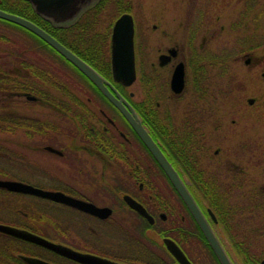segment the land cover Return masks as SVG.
I'll list each match as a JSON object with an SVG mask.
<instances>
[{
	"label": "flooded vegetation",
	"instance_id": "flooded-vegetation-1",
	"mask_svg": "<svg viewBox=\"0 0 264 264\" xmlns=\"http://www.w3.org/2000/svg\"><path fill=\"white\" fill-rule=\"evenodd\" d=\"M198 33L196 26L193 37ZM165 35L168 37L162 43L151 38L141 43L135 22L137 79L130 85L113 78L111 40L106 54L98 47L70 49L104 76L110 91L132 114L136 113L177 171L232 264H264V182L258 183L256 202L251 203L248 166L242 161L236 164L232 147L226 143L229 123L234 119L225 116L209 121L212 115L221 114L199 111L197 96L185 100L190 82L185 43L178 38L168 40V33ZM143 46L149 49L141 54ZM201 58L199 53L198 60ZM181 63L185 86L176 92L172 77ZM34 101L41 108H54L44 100ZM177 101L179 107L183 104L181 111L169 105ZM7 103L8 98L2 102ZM67 122L66 151L56 154L41 148L67 160L68 178L56 177L59 179L55 181L64 186L31 183L65 192L81 206L34 194L12 195L33 198L37 213L44 216L35 221L41 232L24 224L18 226L87 256L80 260L8 235L19 244L36 247L34 251L16 252V264H28L20 254L51 264H222L184 196L133 124L69 60ZM212 140L218 146L213 151ZM244 147L242 144L241 149ZM44 225L51 235L42 232ZM168 240L177 245L180 258L170 249Z\"/></svg>",
	"mask_w": 264,
	"mask_h": 264
},
{
	"label": "rangeland",
	"instance_id": "rangeland-1",
	"mask_svg": "<svg viewBox=\"0 0 264 264\" xmlns=\"http://www.w3.org/2000/svg\"><path fill=\"white\" fill-rule=\"evenodd\" d=\"M122 2L132 6L137 38L141 43L150 38L162 43L168 37L165 35L166 32L169 35L168 40L176 38L184 40L185 55L189 57L190 75L189 91L185 94L187 96L185 100L189 101L191 96H196L193 87L198 78L199 53L209 59L204 61L207 68L203 75L206 78L204 91L206 94L202 96L205 100L199 97V109L203 107L202 112L221 114L212 115L208 118L209 121L225 116L234 119L232 124L229 123L231 130L228 132L226 143L232 147L231 153L236 164H240L241 161L247 164L248 195H255L258 183L264 182V29L260 28L261 25L264 26V16L257 18L258 12L264 13L262 12L264 0H122ZM254 3L255 6L252 5ZM200 12L202 16L199 17ZM115 20L116 18L113 19ZM154 25H157V28ZM196 26L199 33L194 38ZM246 36L247 39L254 41L252 43L257 48L248 50L236 58L235 52L238 48L235 47L247 42L243 40ZM188 40H192L193 43ZM148 49L149 47L143 46L140 53ZM228 54L230 61L225 67L226 71L221 69V63H213ZM6 98L9 101L11 96L7 97L0 92V104ZM249 99H253V102H249ZM169 105L173 109L177 106L179 111L183 106L182 104L179 107V101L169 102ZM29 108L35 109L36 105H30ZM202 127L205 131L208 130L207 126ZM207 135L210 137V134ZM15 138L20 141L18 146L29 157V160L24 162L27 166L23 164L18 172H15L19 178L29 182L64 186L55 181L59 179L56 177L68 178L67 160L39 150L50 142L40 137L28 140L21 133ZM61 139L65 143L68 142L66 135ZM215 143L217 142L213 140L210 143L212 151L218 147ZM242 144L247 146L243 148L244 150L241 149ZM4 196L7 197V194ZM252 224H256L255 219ZM42 232L52 234L45 225Z\"/></svg>",
	"mask_w": 264,
	"mask_h": 264
},
{
	"label": "trees",
	"instance_id": "trees-1",
	"mask_svg": "<svg viewBox=\"0 0 264 264\" xmlns=\"http://www.w3.org/2000/svg\"><path fill=\"white\" fill-rule=\"evenodd\" d=\"M0 9L32 20L67 47L73 49L79 46L98 47L102 54L109 51L113 19L122 12L133 11L132 6L123 3L122 0H99L73 25L60 26L39 14L29 0H0ZM263 16L264 13H257V18ZM260 28L264 29V26L261 25ZM243 40L247 42L235 47L238 48L235 52L236 58L248 50L257 48L252 43L254 41L247 39V36ZM206 60L209 61L203 56L198 60V78L193 87L196 96L200 98L206 94L204 92L206 78L203 77L207 72L204 66ZM229 61L228 54L213 63H221V69L225 70ZM0 92H7L16 97L33 95L54 106L43 108L45 110L37 106L31 109L29 106L37 103L26 98H11L7 104H0V177L24 180L16 173L23 164H26L24 162L29 160V157L18 146L20 141L15 138L18 134L21 133L28 140L40 137L66 150V143L61 138L66 135L68 123V60L35 33L0 18ZM199 111L202 112L203 107H200ZM4 194H7V197ZM12 194L15 192L0 188V220L17 225L24 224L41 232L35 221L44 216L37 213V205L33 198L14 199L16 196ZM250 202H256V194H250ZM249 234L251 238L253 233ZM35 249L36 247L19 244L13 238L0 233V264H16L19 262L16 252H29Z\"/></svg>",
	"mask_w": 264,
	"mask_h": 264
},
{
	"label": "water",
	"instance_id": "water-1",
	"mask_svg": "<svg viewBox=\"0 0 264 264\" xmlns=\"http://www.w3.org/2000/svg\"><path fill=\"white\" fill-rule=\"evenodd\" d=\"M33 3L36 11L43 15L44 17L50 19L56 25H65L78 16L81 9L85 6H89L92 0H29ZM0 18L12 21L16 24H19L28 30L32 31L52 47H54L61 55L70 60L74 65H76L84 74H86L102 91L103 93L110 98L124 113L128 120L133 124L136 131L145 142V144L152 151L158 162L165 169L169 177L172 179L176 189L182 193L190 209L198 219L204 234L206 235L208 241L215 249L218 257L220 258L222 264H232L230 258L226 254L224 248L220 244L217 236L211 229L208 221L203 215L201 209L194 201L190 193L188 192L185 185L180 180V177L168 161L160 147L153 140L151 135L142 125L141 120L138 118L136 113L132 114L108 88L106 85L108 81L104 78L95 68H93L89 63L80 58L75 54L71 49L59 41L56 37L50 34L48 31L40 27L38 24L32 20L0 9ZM134 19L132 14L125 12L120 15V17L115 21L112 36H111V53H112V73L115 81L122 82L123 84L130 85L132 84L137 77L136 73V63H135V45H134ZM185 70L184 66L181 63L175 70L172 77V87L176 92H181L185 86ZM120 96V95H119ZM250 102H253V99H250ZM134 111V110H133ZM47 149L61 153L60 150L47 146ZM0 187L5 188L10 191L23 192L35 194L44 198H48L57 202H63L68 204V202H74L78 206H81L75 201H71L68 198V194H65L62 191H53L46 190L37 186H34L30 183L15 180V179H3L0 178ZM0 232L12 235L17 238H21L26 241H30L41 246H44L48 249H51L59 254L65 256H72L83 260L86 254L75 251L68 246L56 243L51 241L37 233H34L26 228H20L17 226L0 223ZM170 249L180 258L179 250L176 244H172L171 240L167 241ZM20 257L26 261L28 264H51L47 261H44L40 258L20 255Z\"/></svg>",
	"mask_w": 264,
	"mask_h": 264
}]
</instances>
